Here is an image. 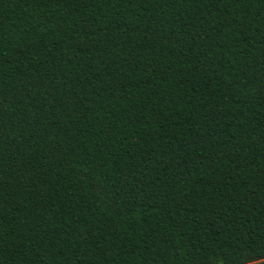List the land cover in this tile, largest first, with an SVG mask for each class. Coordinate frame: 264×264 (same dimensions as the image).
<instances>
[{
  "label": "trees",
  "instance_id": "obj_1",
  "mask_svg": "<svg viewBox=\"0 0 264 264\" xmlns=\"http://www.w3.org/2000/svg\"><path fill=\"white\" fill-rule=\"evenodd\" d=\"M264 0H0V264H264Z\"/></svg>",
  "mask_w": 264,
  "mask_h": 264
},
{
  "label": "rangeland",
  "instance_id": "obj_2",
  "mask_svg": "<svg viewBox=\"0 0 264 264\" xmlns=\"http://www.w3.org/2000/svg\"><path fill=\"white\" fill-rule=\"evenodd\" d=\"M264 261V260H263Z\"/></svg>",
  "mask_w": 264,
  "mask_h": 264
}]
</instances>
